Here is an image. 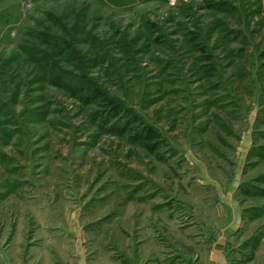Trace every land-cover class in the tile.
I'll return each mask as SVG.
<instances>
[{
	"label": "rangeland",
	"instance_id": "1",
	"mask_svg": "<svg viewBox=\"0 0 264 264\" xmlns=\"http://www.w3.org/2000/svg\"><path fill=\"white\" fill-rule=\"evenodd\" d=\"M77 227L87 255L264 264V0H0V264Z\"/></svg>",
	"mask_w": 264,
	"mask_h": 264
},
{
	"label": "crops",
	"instance_id": "2",
	"mask_svg": "<svg viewBox=\"0 0 264 264\" xmlns=\"http://www.w3.org/2000/svg\"><path fill=\"white\" fill-rule=\"evenodd\" d=\"M71 230H75V232H77V234L75 235L77 237L76 242V237L66 238L68 240L67 242L69 243H67L66 241H61L63 244H61L57 240H54V237H51L49 238L50 242L47 243V246L45 243L35 246L38 251L43 250L45 252L44 259H39L40 261H37L35 264H132L134 260L136 262L138 260L140 263L144 260L143 262H146L144 264H148V260L151 264H153V261L157 263L159 262L158 264H164V262L169 261L168 259H166L165 254H160L159 258L156 257V260L152 255H148L146 257L137 255L135 257L131 256L128 258H122V256L116 257L112 256L111 254L102 253L87 255L85 252L86 248L83 245L84 242L83 238L81 237L82 234L79 227H77L76 229L71 228ZM52 242L57 245L56 250L51 246ZM55 255L58 257L57 259H55Z\"/></svg>",
	"mask_w": 264,
	"mask_h": 264
},
{
	"label": "trees",
	"instance_id": "3",
	"mask_svg": "<svg viewBox=\"0 0 264 264\" xmlns=\"http://www.w3.org/2000/svg\"><path fill=\"white\" fill-rule=\"evenodd\" d=\"M71 82V81H70ZM68 83V85L67 86H70L71 87V90L73 91V93L74 92H77V86H74L73 85V83L71 82V83ZM89 88V87H88ZM79 92V91H78ZM100 94V93H99ZM107 98H110V97H107ZM118 105H120V103H117ZM103 120V119H102ZM119 128V127H118ZM122 130H120L121 132H123V131H127V130H129L130 128L132 129V127H130V126H128V125H125V126H122V127H120ZM119 128V129H120ZM144 131H147L146 132V134L145 135H142L143 134V132ZM137 136H138V138L140 139V141L141 142H143V144H144V142L146 141V140H149L150 138L152 139V138H154L155 136H156V134H155V131L151 128V127H146V128H144V130L141 132V133H137ZM157 136H158V134H157ZM156 136V137H157ZM152 142V141H151ZM146 144H147V147L148 148H150L151 147V145H150V141H148V142H146ZM154 145H155V147L154 148H152V149H155L156 147H157V143H153ZM151 149V148H150Z\"/></svg>",
	"mask_w": 264,
	"mask_h": 264
}]
</instances>
